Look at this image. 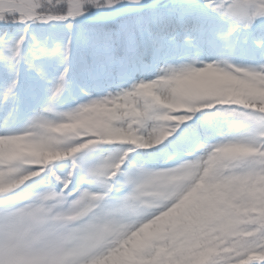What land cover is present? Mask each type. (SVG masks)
<instances>
[{"label":"snow or ice","instance_id":"1","mask_svg":"<svg viewBox=\"0 0 264 264\" xmlns=\"http://www.w3.org/2000/svg\"><path fill=\"white\" fill-rule=\"evenodd\" d=\"M0 264H264V0H0Z\"/></svg>","mask_w":264,"mask_h":264}]
</instances>
